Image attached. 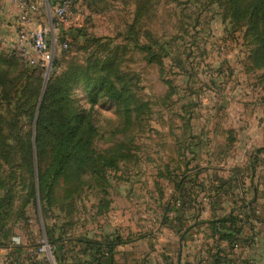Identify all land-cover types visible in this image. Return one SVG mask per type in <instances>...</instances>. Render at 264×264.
<instances>
[{
	"label": "rangeland",
	"instance_id": "rangeland-1",
	"mask_svg": "<svg viewBox=\"0 0 264 264\" xmlns=\"http://www.w3.org/2000/svg\"><path fill=\"white\" fill-rule=\"evenodd\" d=\"M61 1L52 0V8ZM34 2L40 24L48 30L52 24L57 37L50 67L41 68L42 89L50 74L85 64L90 53L103 57L104 50L89 41L108 37L122 77L118 86L128 87L131 110L126 115L101 94L91 104L82 83L72 86L73 107L88 113L95 129L92 147L114 165L99 175L69 172L53 187L50 201L45 192H31V169L19 154L12 164H1L0 264H57L52 240L61 239L71 256L83 237H120L138 250L145 239L187 230L186 236L201 238L190 226L198 208L200 220L210 210L219 214L250 198L248 159L256 129L263 132L264 66L253 65L246 24L228 18L224 0H74L60 24L48 0ZM4 15L0 10V18ZM3 40L0 34L5 55ZM47 40L53 42L51 30ZM150 41L157 43L160 62H148L138 48ZM62 42L66 50L58 46ZM2 67L17 71L22 65ZM20 122L34 136L35 126L25 118ZM32 147L35 171L34 137ZM49 160L50 153L43 152L41 168ZM195 176L201 192L187 179ZM182 177L180 194L176 184ZM259 227L250 233L253 244ZM45 244L51 253L40 251Z\"/></svg>",
	"mask_w": 264,
	"mask_h": 264
},
{
	"label": "trees",
	"instance_id": "trees-1",
	"mask_svg": "<svg viewBox=\"0 0 264 264\" xmlns=\"http://www.w3.org/2000/svg\"><path fill=\"white\" fill-rule=\"evenodd\" d=\"M48 1L52 8V0ZM224 5L228 18L234 23L246 24V33L253 46L250 57L253 65L264 66V0H224ZM133 38L137 44V38ZM106 39V42L95 39L89 41L104 50L100 52L103 57L90 53L85 64L69 65L60 74H50L43 89L44 80L40 67L19 62L16 56L9 52L5 55L0 52V172L3 165L12 164V160L19 154L18 159L30 166L33 195L45 192L47 200L50 201L53 187L69 172L80 175L84 171H90L94 175H99L104 168L114 165L113 160L99 154L92 147L94 126L88 113L77 111L69 97L72 86L82 83L91 104L95 103L97 96L101 94L114 101L122 107L126 115H129L131 96L125 84L118 86L122 77L119 74L116 57L111 53L112 40L108 37ZM156 44L155 41H150L147 45H138V48L146 53L148 62H157L158 59L160 62L161 58L153 49ZM16 61L22 65L17 71H9L2 67L18 65ZM21 118L28 120L30 126L32 124L35 126L34 136L31 130L24 131ZM32 137L37 153L35 171ZM43 152L50 153V160L45 168H41L39 163ZM2 163L4 164L1 166ZM259 165L264 167V146L253 152L248 163L252 196L241 205H234L225 214L219 216L212 214L208 220H198L202 210L198 208L194 223L190 226L208 223L212 235L218 240L226 241L232 250L241 243L250 242V235L243 234L244 227H249L253 232V220L264 223V218L260 214L256 215V209L252 207L257 197L264 200V174L260 176L259 182H254ZM187 179L191 185L196 184L198 192L204 190L203 185L197 183L196 176ZM185 181V177H182L176 184L180 194L183 192L182 186ZM0 183L3 184L1 178ZM260 184L263 186L262 189L259 187ZM181 219L178 217L179 221ZM188 231L180 236L185 238ZM52 243L54 244L52 254L57 264H115L113 262L115 248L126 244L127 241L120 237L104 241L88 237L78 238L75 244L77 243L79 247L75 245L77 249L71 256L65 253L61 239L52 240ZM220 252L223 251L215 254L214 264H232L231 260L225 259Z\"/></svg>",
	"mask_w": 264,
	"mask_h": 264
},
{
	"label": "crops",
	"instance_id": "crops-1",
	"mask_svg": "<svg viewBox=\"0 0 264 264\" xmlns=\"http://www.w3.org/2000/svg\"><path fill=\"white\" fill-rule=\"evenodd\" d=\"M8 1V2H7ZM0 0V10L5 13L3 18H0V34L4 39H13L16 34V24L17 17L20 13V8L16 7L13 3L14 9L10 6L11 0ZM7 8V9H6ZM3 10V11H2ZM36 22L40 24L39 15L34 13L32 24L36 25ZM260 132L254 137V144L256 151L258 148L264 146V122L260 126ZM248 159V163L250 162ZM264 174V167L259 165L256 170V175L254 176V182L260 181V176ZM249 185L251 176L248 173ZM260 189L263 188L262 184L259 185ZM248 191V190H247ZM201 192V191H200ZM252 196L250 187L247 194ZM234 205L231 203L227 205V208L218 214V212H212L210 210L209 215L206 218H201V220H208L212 217V214L217 216L225 214ZM255 208V212L260 214L264 218V200L261 197H257V201L252 204ZM253 232L249 227L245 226L243 229V234L248 236L250 233L256 234V227L259 226V234L256 243L244 242L241 243L239 247L232 250L229 244L224 240H218L216 236L212 235L210 225L208 223H200L194 228L200 234H203L201 238H194L192 236H186L185 238L180 235H164L159 236L156 239H145V241L140 242L141 250H138L136 243L129 242L123 245H119L115 248L113 254V262L115 264H214L216 259L215 254L218 251L220 255H223L225 259L231 260L232 264H240L248 260L250 264H264V223L252 221ZM262 226V227H261ZM263 228V229H261ZM200 243L199 247L196 245ZM240 249V251H238ZM136 250V251H135Z\"/></svg>",
	"mask_w": 264,
	"mask_h": 264
},
{
	"label": "built area",
	"instance_id": "built-area-1",
	"mask_svg": "<svg viewBox=\"0 0 264 264\" xmlns=\"http://www.w3.org/2000/svg\"><path fill=\"white\" fill-rule=\"evenodd\" d=\"M74 0H62L55 5L51 12L58 20L59 24L69 14L70 8ZM15 4L20 8L17 17L16 36L13 39H4L1 43L6 44L8 51L15 55L21 62L29 66H38L48 70L55 54L56 36L54 31L56 28L51 24L49 30L41 24L31 27L34 13H36V3L34 0H14ZM57 24V29L60 26ZM52 33L53 42L51 44L47 40L48 31ZM62 49L67 48V43L58 44ZM40 251L51 253L48 245H43ZM106 254V253H105Z\"/></svg>",
	"mask_w": 264,
	"mask_h": 264
}]
</instances>
